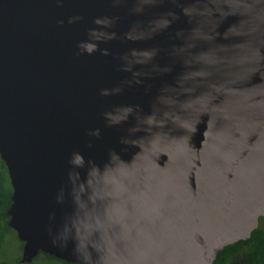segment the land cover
Instances as JSON below:
<instances>
[{
    "label": "water",
    "instance_id": "95a60500",
    "mask_svg": "<svg viewBox=\"0 0 264 264\" xmlns=\"http://www.w3.org/2000/svg\"><path fill=\"white\" fill-rule=\"evenodd\" d=\"M0 155L22 262L213 264L264 216V0H0Z\"/></svg>",
    "mask_w": 264,
    "mask_h": 264
},
{
    "label": "trees",
    "instance_id": "16d2710c",
    "mask_svg": "<svg viewBox=\"0 0 264 264\" xmlns=\"http://www.w3.org/2000/svg\"><path fill=\"white\" fill-rule=\"evenodd\" d=\"M12 195L13 187L8 168L0 155V264H31L46 260H58L64 264H79L59 259L43 251H40L32 262H22L20 252H22L23 243L19 238L18 254H10L12 233L17 235V232L9 225L8 209L12 203ZM213 264H264V216L260 218L259 227L253 230L250 238L240 239L224 247Z\"/></svg>",
    "mask_w": 264,
    "mask_h": 264
},
{
    "label": "rangeland",
    "instance_id": "374dc122",
    "mask_svg": "<svg viewBox=\"0 0 264 264\" xmlns=\"http://www.w3.org/2000/svg\"><path fill=\"white\" fill-rule=\"evenodd\" d=\"M13 235L11 236V250H10V254L16 255L18 254V249L20 248V241L17 237V235L13 232ZM19 245V247H18ZM20 254H22V252H20ZM31 264H64L61 261L58 260H46V261H42V262H35V263H31Z\"/></svg>",
    "mask_w": 264,
    "mask_h": 264
},
{
    "label": "clouds",
    "instance_id": "9594fccd",
    "mask_svg": "<svg viewBox=\"0 0 264 264\" xmlns=\"http://www.w3.org/2000/svg\"><path fill=\"white\" fill-rule=\"evenodd\" d=\"M261 218V217H260ZM260 224V223H259ZM23 243V242H22ZM23 247V246H22Z\"/></svg>",
    "mask_w": 264,
    "mask_h": 264
}]
</instances>
